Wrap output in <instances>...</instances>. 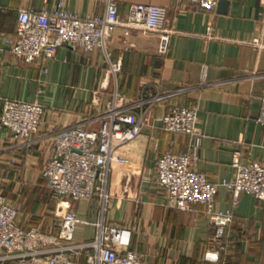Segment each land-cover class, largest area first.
Here are the masks:
<instances>
[{
    "label": "crops",
    "instance_id": "0c3cea01",
    "mask_svg": "<svg viewBox=\"0 0 264 264\" xmlns=\"http://www.w3.org/2000/svg\"><path fill=\"white\" fill-rule=\"evenodd\" d=\"M227 2L226 10L220 3L209 10L190 0H118L122 17L133 3L164 6L173 34L168 54L162 56L159 32L115 27L109 49L121 69L114 76L99 48L64 44L44 70L39 61L15 57L8 42L21 9L63 6L88 16L103 14L104 0H0V111L7 98L38 102L46 109L31 140L16 137L0 122L3 194L20 210L25 229L36 226L57 234L69 209L88 221L76 226V239H93L94 222L128 227L130 249L143 253L148 264H264V201L243 193L234 206L231 191L221 184L235 177L237 150L242 162L264 164V125L256 120L264 96V0ZM181 87L183 92L136 109L141 131L119 148L127 160L112 163L105 212L98 197L54 196L42 172L58 131L75 124L99 128L100 114L116 88L133 102ZM96 96L99 105L93 104ZM195 104L200 108L197 126L204 133L197 167L220 183L214 208L234 212L223 260L207 255L215 229L205 205L198 203L190 211L170 206L155 180L158 158L166 150L181 153L191 142L190 135L164 128V114L175 105Z\"/></svg>",
    "mask_w": 264,
    "mask_h": 264
},
{
    "label": "built area",
    "instance_id": "2783aa9c",
    "mask_svg": "<svg viewBox=\"0 0 264 264\" xmlns=\"http://www.w3.org/2000/svg\"><path fill=\"white\" fill-rule=\"evenodd\" d=\"M105 12L81 16L63 6L45 7L40 11L21 9L14 36L8 38L15 57L28 62L39 61L44 70L58 47L69 44L87 51L101 49L109 64V72L116 76L121 62L112 61L109 40L115 27L151 30L160 33L158 52L168 54L173 30L166 26L167 9L153 3H133L126 17L119 13L118 0H104ZM203 9L214 10L220 0H190ZM184 88L127 101L117 88L103 108L101 125L87 129L75 124L58 131L43 175L57 199L93 200L99 198L103 212L110 196L107 192L108 176L112 163L126 161L119 152L120 146L136 138L142 127V116L136 109L148 102L160 101L166 96L183 92ZM93 104L99 105V97ZM199 105H175L163 116L164 128L169 132L191 136L188 148L175 153L166 150L157 160L155 179L167 195L168 205L183 211L193 210L202 203L214 225L210 235L207 255H217L227 250L229 230L234 219L233 210L214 208L220 183L197 165L204 133L197 126ZM45 107L38 102L4 99L0 122L15 136L31 140L41 127ZM256 120L264 125V96ZM235 177L221 184L232 193L236 206L243 193H251L264 201V164L259 161L244 163L241 152L235 151ZM20 210L6 200L3 179L0 177V262L13 264H148L143 253L130 249L131 229L124 226L94 222L98 229L91 240L75 238L79 223H88L67 210L63 215L61 230L57 234L44 232L33 226L25 229L19 223Z\"/></svg>",
    "mask_w": 264,
    "mask_h": 264
},
{
    "label": "trees",
    "instance_id": "16d2710c",
    "mask_svg": "<svg viewBox=\"0 0 264 264\" xmlns=\"http://www.w3.org/2000/svg\"><path fill=\"white\" fill-rule=\"evenodd\" d=\"M231 245V239L228 240V246H227V250H223V251H219L216 255V260H223L226 258L227 254H228V248Z\"/></svg>",
    "mask_w": 264,
    "mask_h": 264
},
{
    "label": "water",
    "instance_id": "95a60500",
    "mask_svg": "<svg viewBox=\"0 0 264 264\" xmlns=\"http://www.w3.org/2000/svg\"><path fill=\"white\" fill-rule=\"evenodd\" d=\"M219 5L222 6L223 10H226L227 0H220Z\"/></svg>",
    "mask_w": 264,
    "mask_h": 264
},
{
    "label": "rangeland",
    "instance_id": "374dc122",
    "mask_svg": "<svg viewBox=\"0 0 264 264\" xmlns=\"http://www.w3.org/2000/svg\"><path fill=\"white\" fill-rule=\"evenodd\" d=\"M156 180V179H155ZM7 263H9V262H7ZM9 264H11V263H9Z\"/></svg>",
    "mask_w": 264,
    "mask_h": 264
}]
</instances>
